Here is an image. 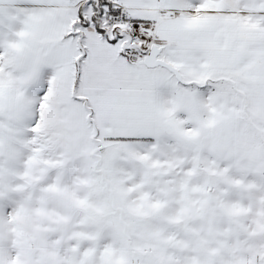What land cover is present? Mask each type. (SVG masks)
Instances as JSON below:
<instances>
[{
    "label": "rangeland",
    "instance_id": "374dc122",
    "mask_svg": "<svg viewBox=\"0 0 264 264\" xmlns=\"http://www.w3.org/2000/svg\"><path fill=\"white\" fill-rule=\"evenodd\" d=\"M25 1L18 13L0 7V264H264V168L214 160L225 155H211L224 149L214 126L188 128L169 108L166 118L148 80L104 86L107 72H85L81 85L85 40L143 42L141 25H107L110 0H84L81 18L71 0ZM193 1L209 0L156 3L179 14ZM210 1L239 16L254 0ZM216 72L176 95L192 121L195 104L184 102L201 82L214 124L227 128L242 96L234 103L227 71ZM200 115L209 120L210 102Z\"/></svg>",
    "mask_w": 264,
    "mask_h": 264
},
{
    "label": "crops",
    "instance_id": "0c3cea01",
    "mask_svg": "<svg viewBox=\"0 0 264 264\" xmlns=\"http://www.w3.org/2000/svg\"><path fill=\"white\" fill-rule=\"evenodd\" d=\"M37 2L32 1L31 6L34 7ZM145 2L147 4L141 0H110L108 6H114L118 11L123 10L140 22L139 32L146 39L139 42L140 37L127 40L122 36L108 37L99 32V36L89 37L82 49L81 85L89 86L84 77L85 72H107L110 80L104 79V86L119 84L118 86L133 87L136 83H143L144 79L148 80L146 86L161 96L160 108L166 118L165 110L169 108L176 111L180 121L187 124L185 126L188 128L195 127V123L214 126L220 136L215 134L212 138L224 141V149L219 148L214 150V153L210 149L207 150L211 155L225 154L224 160H214L225 162L238 156L239 159H234L239 163L248 161V164L264 168V0H254L251 10H248L249 15L243 14L246 12H238L241 14H238L239 16H230L228 13L231 10L218 9L215 7L216 3L210 0L205 3L204 8L196 6L195 1L189 6L181 5L179 14L177 10H171L166 5H158L156 0ZM70 3L78 13V8L84 0H71ZM0 7H5V14L10 11L18 13L26 7L29 8L25 0H16L12 4H9L8 0H0ZM85 7L86 16L92 18L94 11ZM1 15L3 12L0 14L1 22L9 18L8 15ZM247 17L257 22L247 23ZM75 23L76 20L72 19L69 27H73ZM152 45L161 48L159 58L176 67L180 76H183L181 70L191 78L190 84L177 82L174 75L164 68H146L142 64L140 59ZM210 70L227 71L223 80L229 85L232 95H236L233 97L234 103L239 94L242 96L238 107L239 118L237 114H231L234 121L227 128L222 121L214 124L213 110L217 106L209 93H203L204 86L201 82L199 85L202 87L196 89L200 96H196L193 103L184 102V105L192 108L195 104L192 121L186 118L184 112H180L176 92H181L180 88H188L192 84V78L201 77ZM203 94L207 98H204ZM204 102H210L211 116L208 121L199 117L201 104ZM179 134L184 135L182 132ZM195 136L196 132L191 137ZM200 139L203 138L199 137L197 140ZM239 153L242 154L243 160ZM254 156V161L250 162L249 157Z\"/></svg>",
    "mask_w": 264,
    "mask_h": 264
},
{
    "label": "water",
    "instance_id": "95a60500",
    "mask_svg": "<svg viewBox=\"0 0 264 264\" xmlns=\"http://www.w3.org/2000/svg\"><path fill=\"white\" fill-rule=\"evenodd\" d=\"M160 52H161L160 47H157L155 45L150 46L147 53L142 58V64L146 68H156V67L164 68L168 70L170 73H172L177 79V81L180 82L181 76L178 69L173 65L169 64L168 62L160 59L159 58Z\"/></svg>",
    "mask_w": 264,
    "mask_h": 264
},
{
    "label": "built area",
    "instance_id": "2783aa9c",
    "mask_svg": "<svg viewBox=\"0 0 264 264\" xmlns=\"http://www.w3.org/2000/svg\"><path fill=\"white\" fill-rule=\"evenodd\" d=\"M109 26L127 25L131 28L140 26V22L136 19L129 17L123 10L113 13L107 22Z\"/></svg>",
    "mask_w": 264,
    "mask_h": 264
},
{
    "label": "trees",
    "instance_id": "16d2710c",
    "mask_svg": "<svg viewBox=\"0 0 264 264\" xmlns=\"http://www.w3.org/2000/svg\"><path fill=\"white\" fill-rule=\"evenodd\" d=\"M117 11H118V9H117V8H114V10L112 11V14H113V13H116ZM79 15H80V13L78 12V16H79ZM79 17L81 18V16H79ZM97 29H98V30H101L100 27H98ZM122 33H123V32H122ZM122 33H119L116 37H119V36L121 37ZM219 136H220V135H219ZM180 142H182V141H180ZM187 142H188V141H187ZM182 143H183V142H182ZM183 144H186V143H183ZM183 144H182V145H183ZM185 146L188 147V148H190V149L192 148V147H189L190 145H185ZM201 151H202V150H201ZM201 151H200V152H201ZM216 158H217V159H220L219 156H216Z\"/></svg>",
    "mask_w": 264,
    "mask_h": 264
}]
</instances>
